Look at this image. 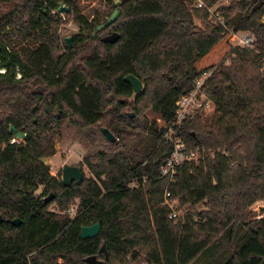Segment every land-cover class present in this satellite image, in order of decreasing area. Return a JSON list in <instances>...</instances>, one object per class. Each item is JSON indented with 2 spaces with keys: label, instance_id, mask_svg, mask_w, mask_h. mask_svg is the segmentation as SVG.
Returning a JSON list of instances; mask_svg holds the SVG:
<instances>
[{
  "label": "trees",
  "instance_id": "16d2710c",
  "mask_svg": "<svg viewBox=\"0 0 264 264\" xmlns=\"http://www.w3.org/2000/svg\"><path fill=\"white\" fill-rule=\"evenodd\" d=\"M121 1H107L120 16L97 31L102 23H88L79 0H0V264H89L92 256L109 264H193L223 234L235 247L223 264H264V208L252 211L264 202V0H229L215 12L224 24L209 12L219 0L199 9L195 0ZM60 4L85 33L56 56L50 29ZM111 28L117 42L98 38ZM232 32H249L252 47H234ZM206 73L215 112L185 120L176 134L188 151L213 156L179 166L171 182L160 171L173 151L164 136L178 99ZM130 74L147 86L137 99L124 81ZM111 93L133 102L106 111ZM64 110L87 126L107 120L116 138H105L109 151L85 158L93 178L70 187L43 162L56 154V113L64 119ZM11 127L26 139L14 142ZM167 192L209 210L175 223ZM77 199L74 218L50 209ZM96 223L99 235L82 239L81 229ZM241 230L248 240L238 247Z\"/></svg>",
  "mask_w": 264,
  "mask_h": 264
},
{
  "label": "rangeland",
  "instance_id": "374dc122",
  "mask_svg": "<svg viewBox=\"0 0 264 264\" xmlns=\"http://www.w3.org/2000/svg\"><path fill=\"white\" fill-rule=\"evenodd\" d=\"M108 0H79L78 7L79 12L82 17L88 22L92 23L96 19H99L102 24H104L110 16L114 13V11L117 9L115 6L109 7ZM117 1V0H115ZM198 3H203L204 7H209L204 0H195L193 7L198 8ZM228 5V1L219 0L213 7H211V10L213 12L216 11V9ZM199 9V8H198ZM1 13L3 12L2 9H0ZM54 22L51 24V35L57 40L58 47L56 49V56L64 55L68 52L67 48V38L73 39L74 36L81 34H84L83 28H80L79 25L75 22V16L71 13H54ZM211 17L209 18V20ZM196 24L198 26H202L201 20L197 19L195 20ZM14 30V29H13ZM15 35L20 36V34L17 31ZM116 31L114 28H111L107 31H104L102 34L100 33L98 35V38H106L114 34ZM95 34L94 32L92 33ZM232 43V41L230 40ZM91 42L87 41V44ZM81 52L80 56L78 57L79 63L76 65L82 66V61H80V57L86 55V47L85 44L83 48L79 49ZM75 55V53H73ZM77 61V62H78ZM231 61L230 58L226 60L225 65L230 66ZM4 73V70L1 71ZM146 83H144V88L146 89ZM107 98H109V101L112 100L113 104H107L106 111L114 108L116 109L118 106V101H128L129 103L133 102V99H126L124 97L118 98V96H114V94L111 93V95ZM149 104V99H146L143 101V106ZM127 112L130 113V115H135V111L128 109ZM61 118V133L56 139L55 143V149L56 154L46 159V165L49 168L50 175L53 177H56L59 180H62V169L64 165H71V166H77L81 167L84 172V176L86 179H92L93 175L88 168L86 164H84V160L86 157L94 156L99 152H107L111 148L105 137L101 133V129L107 128L108 124L107 120H103L102 122L97 123L93 126H87L85 125L79 117L71 115L68 110H64L65 118L63 119L61 117V112L56 113ZM212 116V114L203 113L204 118H208ZM42 193V190H39L38 194L40 195ZM51 195H56L54 192L50 193ZM166 201V200H165ZM170 205V208L172 210L171 214L174 216L175 223H184L188 217L194 216L196 218V221L198 220L197 215L199 213L205 212L209 210L207 206H204V202H202L199 205H196L195 207H192L190 205H183L180 202V199H169L167 201ZM79 204V199L75 200L70 204L68 209L70 207H73L75 205ZM55 204H52L50 209L52 210L55 208ZM264 208V202H260L256 205H253L252 211L254 213L260 214L261 209ZM61 210L58 208H55V210L60 213L61 215H69L67 213V210ZM70 216V215H69ZM205 223V222H203ZM222 238V239H221ZM217 239L214 244L203 254L197 258L193 264H223L225 259L229 257L235 249L233 243H230L229 241V234H223V237ZM248 238L244 235V230H241L236 238L235 243L238 245V247L242 246ZM61 264L62 261H59ZM139 264H146L145 262L141 261Z\"/></svg>",
  "mask_w": 264,
  "mask_h": 264
},
{
  "label": "built area",
  "instance_id": "2783aa9c",
  "mask_svg": "<svg viewBox=\"0 0 264 264\" xmlns=\"http://www.w3.org/2000/svg\"><path fill=\"white\" fill-rule=\"evenodd\" d=\"M203 7V3H198V8ZM209 12L213 16H216L219 23L224 24V21L219 13H215L216 11L213 12L211 9H209ZM231 41L234 47H252L255 39L249 32H232ZM210 76L211 73L202 75L196 81L194 90L188 94L182 95L176 102L175 118L164 136V140L172 145L173 151L171 155L165 160L160 170L162 176L169 178L171 182L174 181L179 166L185 163L198 164L201 161L209 158V156H213L211 151L200 149L196 151H188L186 144L176 134V128L180 126L185 120L194 118L198 113L209 112V114H213L215 112V105L205 92V86ZM131 187L135 188L138 187V185L137 183H133ZM170 198L171 193L167 192L165 194V200L168 206L170 205L167 201ZM51 211L55 212L56 210L53 208ZM67 213L70 215V218L76 217L78 213V205L70 207L67 210ZM169 217L170 219H174L172 214Z\"/></svg>",
  "mask_w": 264,
  "mask_h": 264
},
{
  "label": "water",
  "instance_id": "95a60500",
  "mask_svg": "<svg viewBox=\"0 0 264 264\" xmlns=\"http://www.w3.org/2000/svg\"><path fill=\"white\" fill-rule=\"evenodd\" d=\"M122 1L117 0L116 1V6L121 5ZM68 9L60 4L59 6V13L67 12ZM120 16V12L118 10H115L114 13L110 16V18L102 25H100L97 28V31H102L106 29L108 26L112 25ZM119 39V34L114 33L109 37H106L103 39L104 42H109V43H115ZM66 42L68 45L72 46V39L67 38ZM124 81L129 84L133 90V97L137 99L144 91V84L143 82L136 77L135 75H127L124 78ZM11 132L15 133V142L16 143H21L23 142L27 135L21 132H17L15 127H11ZM102 134L104 137L111 143H114L116 141L115 136L106 128L101 129ZM44 163H46V160H43ZM84 180V172L83 169L77 166H71V165H64L62 169V183L65 187H70L73 183H76L77 185H81ZM54 198L53 195H50L47 199H45L46 202H50ZM12 224L15 226H19L21 224L20 220H14L12 221ZM101 226L99 223H96L92 226L89 227H83L81 229V237L84 240L87 239H93L97 237L100 233ZM100 253H103L106 256L107 259V252H106V247L103 246L100 250ZM89 264H109L107 261H103L99 259L98 257L92 256L88 259Z\"/></svg>",
  "mask_w": 264,
  "mask_h": 264
},
{
  "label": "bare ground",
  "instance_id": "6f19581e",
  "mask_svg": "<svg viewBox=\"0 0 264 264\" xmlns=\"http://www.w3.org/2000/svg\"><path fill=\"white\" fill-rule=\"evenodd\" d=\"M14 142H15V140H14Z\"/></svg>",
  "mask_w": 264,
  "mask_h": 264
}]
</instances>
